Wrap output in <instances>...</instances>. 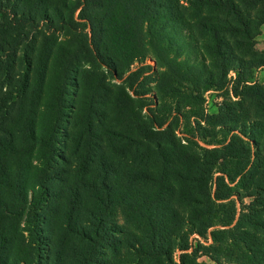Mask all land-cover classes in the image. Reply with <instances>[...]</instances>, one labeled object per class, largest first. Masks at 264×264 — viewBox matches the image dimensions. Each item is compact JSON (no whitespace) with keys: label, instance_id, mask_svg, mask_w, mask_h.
Segmentation results:
<instances>
[{"label":"trees","instance_id":"obj_1","mask_svg":"<svg viewBox=\"0 0 264 264\" xmlns=\"http://www.w3.org/2000/svg\"><path fill=\"white\" fill-rule=\"evenodd\" d=\"M24 2L26 6H21ZM68 2L72 7L73 0ZM103 3L76 0L74 10L80 9V18L85 20L82 25L90 28L91 36L83 60L79 55L69 61L67 69L77 71L83 61L105 67L119 80L118 59L107 33L119 24L102 17ZM143 3L142 10L122 20L135 30L121 46L124 54L138 48L132 41L143 44L149 39L146 43L155 56L161 59L163 54L183 81L201 91L224 89L230 71L237 70L233 94L239 99L225 103L211 118V133L232 135L229 142H218L220 147L193 155L181 148L171 126L158 130L163 128L161 122L156 124L150 117L148 123L138 114L128 126L134 136L116 134L105 140V133H114L109 130L101 136L99 131L95 136L90 132L87 138H73L81 153L76 156L77 169L71 170L70 159L64 158L58 147L69 88L64 87L61 94L59 90L53 93L57 87L47 88L49 101L41 105L47 70L39 73L41 82L36 85L34 60L23 61L19 74L8 73V90L0 89V214L5 222L0 229V264H175V251L192 248L188 242L191 234L205 236L215 226V214L225 208L236 213L231 198L240 192L253 201L247 206L249 212L241 211L238 227L255 229L264 224L259 223L264 216V87L246 84L253 68L264 67V54L254 47L264 25V0ZM0 5L13 7L15 13L22 11L35 26L37 19L61 24L67 9V3L60 0H0ZM186 49L192 50L197 62H190L189 56L179 61ZM184 67L189 71L186 78L179 72ZM104 79L100 78L104 92L111 93ZM168 95L189 105L202 100L196 92L182 94L175 87ZM246 102L256 107L254 116L246 113ZM111 105L115 111L124 107L116 95ZM179 118L177 114L175 119ZM96 126V119L89 124L90 129ZM58 159L63 166L58 165ZM216 173L220 175L214 178ZM214 181L221 190L213 192ZM62 195L66 200L63 228L82 244L80 250L72 248L68 262L63 245L58 246L54 225L51 233L58 239L53 244L57 250L53 256L43 254L51 242L45 233H50L52 212L58 211L57 199ZM215 233H211L213 242L223 243ZM241 234L253 232L241 230ZM215 261L223 264L219 257Z\"/></svg>","mask_w":264,"mask_h":264},{"label":"rangeland","instance_id":"obj_2","mask_svg":"<svg viewBox=\"0 0 264 264\" xmlns=\"http://www.w3.org/2000/svg\"><path fill=\"white\" fill-rule=\"evenodd\" d=\"M56 1L53 0V3ZM68 1L71 0H60L62 4L67 3L65 5L67 9L64 10L61 24L56 22V25L37 19V26H35L21 15L22 11L15 13L13 7L0 5V89L3 88V92L8 90V73L19 74V71L23 69V61L28 60H34L36 64V85L41 82L38 80L39 73L47 70L46 89L40 100L41 105L49 101L47 88L57 87V90H52L53 93L58 94L59 90L61 94L63 88L68 86V105L63 113L65 116H61L58 147L63 150L61 154L65 156L64 158L70 159L69 169H77L79 164L76 159V156L81 153L76 142L79 135L87 138L90 132L95 136L100 131L101 136L105 131L110 130L114 133H105L102 138L107 140L110 137H117L116 134L127 138L134 136L135 133L130 131L128 126L136 120L138 114L148 120V123L151 121L150 117L156 119L154 121L156 124L161 122L163 128L158 130L171 126L175 130L181 148H185L184 150L193 155H202L206 150L220 147L218 142L221 144L224 141L225 144L229 142L232 135L219 131L211 133L213 127L211 118L220 112L225 103L231 104L239 99L233 94L237 82L236 69L230 71L224 89L201 91L199 87L194 86L193 89L187 81H183L175 70V65L167 61L163 54L160 55L161 59L156 57L152 47L146 43L149 39H144L143 44L132 41L138 48L136 51L124 54L121 46L127 43L135 30L133 25L128 28V24L122 20L126 19L129 13L142 10L143 0H104L105 7L100 14L105 20L112 18L119 24L118 28H111L107 33L109 44L112 46V51H115L113 52L115 58L118 59L115 65L116 73L121 77L119 80H114L105 67L88 65L83 61L77 71L70 72L67 69L69 61L75 60L79 55L83 60L88 52L85 49L87 37L90 38L91 34L90 28H84L82 25L85 20L80 18V9L74 10L76 0H73L72 7ZM21 6H26L25 2ZM104 26L106 28L107 23H104ZM254 47L258 53L264 54V25L261 26ZM173 56L172 54L171 57ZM187 56L190 57V62H197L195 54L189 49H186L185 56L179 57V61L187 60ZM179 72L184 73L183 78L189 74L185 67ZM100 78H105L104 82L112 90L111 93L104 92ZM246 81L247 85L264 87V67L253 68ZM172 87L177 88L182 94L196 92L199 96L201 95L202 100L195 99L193 104L189 105L181 98L173 99L171 95H168ZM240 87L243 85L241 84ZM115 95L122 98L124 106L122 110H113L111 103ZM50 101L54 103L53 99ZM245 106L246 113L254 116L256 107L249 102H246ZM97 111L104 112V115ZM51 114H47L49 119ZM98 114L101 118L97 117ZM177 114H180L179 121L175 119ZM43 119L47 122L46 115ZM95 119L97 126L90 129L89 124H93ZM235 133L237 131L233 134ZM63 164V161L58 159V165L63 166ZM218 175L220 174L216 173L214 178ZM212 186L213 192L222 189L221 185H216V181ZM242 194L240 192L231 198L235 204L236 213L232 208H225L222 212L215 214V226L210 228L205 236L191 234L188 242L192 248L187 251H175L173 256L175 264H217L215 257H219L223 264H264V224L255 229L238 227L241 211L249 212L247 206L253 201L252 198ZM57 201L60 207L57 212L51 211L52 226L50 225L47 229L50 233H45L46 238H49L51 242L44 247L43 254H47L48 257L53 256L57 250L53 244L58 239L51 233L54 225L60 241L58 246L63 245V257L68 262L72 248L80 250L82 244L75 234L69 232L68 228H63L62 209L66 201L64 195ZM230 217L234 219L229 223ZM263 221L262 215L259 223H264ZM118 222L123 223L121 218ZM4 224L0 214V229H3ZM21 225L25 227L26 223L21 222ZM189 230V228L186 229L187 235L190 233ZM241 230L251 231L253 234H241ZM212 232H216L215 234L223 243L213 242Z\"/></svg>","mask_w":264,"mask_h":264}]
</instances>
